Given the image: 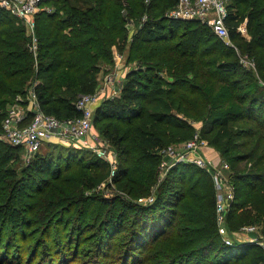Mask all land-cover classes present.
Segmentation results:
<instances>
[{"label":"trees","instance_id":"16d2710c","mask_svg":"<svg viewBox=\"0 0 264 264\" xmlns=\"http://www.w3.org/2000/svg\"><path fill=\"white\" fill-rule=\"evenodd\" d=\"M177 2L45 0L32 36L0 7V130L14 104L30 119L32 95L47 114L81 116L78 98L97 90L114 51L133 63L94 109L117 155L111 196L97 190L110 164L90 149L61 144L23 163L0 141V264H264L262 247L219 233L210 170L179 163L159 181L160 150L199 130L230 165L228 231L264 236V0L228 1L231 44L167 17Z\"/></svg>","mask_w":264,"mask_h":264},{"label":"built area","instance_id":"2783aa9c","mask_svg":"<svg viewBox=\"0 0 264 264\" xmlns=\"http://www.w3.org/2000/svg\"><path fill=\"white\" fill-rule=\"evenodd\" d=\"M229 0H178L166 16L181 20H200L206 23L219 38L231 44L229 30L225 23L227 16V4ZM0 7L7 10L29 29V35H33L35 27V16L41 11L51 10V6L45 0H0ZM145 20V18L143 19ZM242 24L239 31L244 32ZM245 66L254 67L253 61L241 57ZM126 62L125 54L114 51V66L120 68ZM112 81L111 76L107 79ZM121 88L118 90V93ZM97 90L91 94L81 95L76 106L81 110V116L68 119H59L54 115L44 112L32 95V115L25 122L27 114L24 107L14 104L8 115L2 122L0 130V141L22 149V158L29 162L39 152L44 141L62 143L74 147H85L92 150L98 158L107 160L110 164L108 180L97 187V190L105 189V196H109L113 183V176L117 169V155L110 146L104 145L102 141L92 140L94 107L99 102ZM208 142L201 138L199 130L194 136L178 144L165 146L160 150L162 155L159 164V181L161 182L170 169L179 163H189L212 172V178L217 191L216 217L218 231L224 240L231 244L235 239L259 245L264 249V236L254 225L242 227L239 231L230 233L227 228L226 214L234 197V187L230 179V165L227 161L218 159L215 162L211 158L202 155L206 150ZM205 148V149H204ZM227 171V175L224 173ZM155 196L141 197L138 202L150 204Z\"/></svg>","mask_w":264,"mask_h":264},{"label":"crops","instance_id":"0c3cea01","mask_svg":"<svg viewBox=\"0 0 264 264\" xmlns=\"http://www.w3.org/2000/svg\"><path fill=\"white\" fill-rule=\"evenodd\" d=\"M125 66L124 70L123 67ZM129 67H127L126 62L123 64L122 67L116 68L115 66L110 69L111 71L108 74H105V70L102 69L98 75V87H97V93L99 94V102L94 105L96 107L99 105V103L104 99V95L106 94L108 97H116L120 94L118 93V90L122 87L125 74L127 73ZM112 78V81L108 82V77ZM105 97V98H106ZM213 155L210 156L213 160L217 155L212 153ZM219 159V158H218ZM218 162V161H217Z\"/></svg>","mask_w":264,"mask_h":264},{"label":"rangeland","instance_id":"374dc122","mask_svg":"<svg viewBox=\"0 0 264 264\" xmlns=\"http://www.w3.org/2000/svg\"><path fill=\"white\" fill-rule=\"evenodd\" d=\"M132 25L134 26H136V24L135 23H132ZM244 26H245V24H243ZM25 26V25H24ZM132 28V30H133V27H131ZM25 29H26V31H27V33H29V29L25 26ZM245 29H246V27H245ZM241 32V31H240ZM241 34L242 35H244L245 37H248V34H247V32H246V30L244 31V32H241ZM126 57V56H125ZM131 64V66H133V63H130ZM130 64H126L127 65V67H129L130 66ZM248 67V66H247ZM250 68H254L255 69V66L254 67H251V66H249ZM124 68H125V66L123 67V70H124ZM111 70L109 69L108 71H105L104 73L105 74H108L109 72H110ZM107 95L105 94L104 95V99H106L107 97H106ZM106 97V98H105ZM108 98H112V97H108ZM93 133H94V135H92L91 136V139L92 140H98V144H99V142L100 141H102L103 142V144L104 145H108V146H110V150H112L113 151V153L112 154H114V152H115V150L112 148V146L110 145V143L107 141V140H105L102 136H101V134L99 133V130H98V126L95 124V123H93ZM49 143H51V144H53L52 142H47V141H44L43 142V144H42V146H41V150H42V152H47L48 150L50 151V150H55V152H59V151H62V150H64L65 148L64 147H62V143H55V144H53L54 146L55 145H57L56 147H55V149L54 148H52V146L53 145H49ZM65 145V144H64ZM65 146H69V145H65ZM71 147H74V146H71ZM206 147V150L204 151L203 150V153H202V155L203 156H205V157H207V158H211L210 156H212L213 154L212 153H214V149L211 147V146H209L208 144H207V146H205ZM81 148H84V149H87V148H85V147H81ZM205 149V148H204ZM88 150V149H87ZM86 150H84V151H82V152H85ZM65 154L67 153V152H64ZM116 153V152H115ZM85 155H86V153H84ZM216 155V154H215ZM23 156L21 155V158H22ZM218 158H219V156L217 155L216 157H215V159H214V161L215 162H217L218 161ZM212 159V158H211ZM220 159V158H219ZM22 160H23V163H26L25 162V160L22 158ZM104 160V159H103ZM224 173L227 175V171H224ZM103 182L104 181H102L100 184H103ZM103 191V193H104V195H105V189H103V190H100V189H98V192H102ZM113 193H110V195L109 196H111Z\"/></svg>","mask_w":264,"mask_h":264},{"label":"water","instance_id":"95a60500","mask_svg":"<svg viewBox=\"0 0 264 264\" xmlns=\"http://www.w3.org/2000/svg\"><path fill=\"white\" fill-rule=\"evenodd\" d=\"M234 242L244 243V242H247V241H245L244 239H235Z\"/></svg>","mask_w":264,"mask_h":264}]
</instances>
